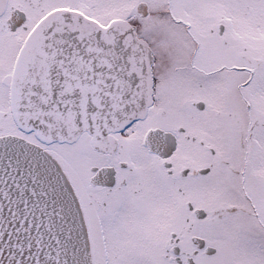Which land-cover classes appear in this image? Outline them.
Returning a JSON list of instances; mask_svg holds the SVG:
<instances>
[{
	"label": "snow or ice",
	"instance_id": "obj_1",
	"mask_svg": "<svg viewBox=\"0 0 264 264\" xmlns=\"http://www.w3.org/2000/svg\"><path fill=\"white\" fill-rule=\"evenodd\" d=\"M0 264H264V0H0Z\"/></svg>",
	"mask_w": 264,
	"mask_h": 264
}]
</instances>
